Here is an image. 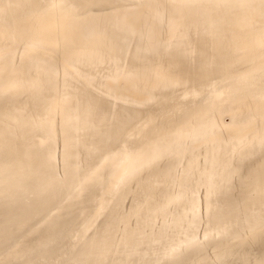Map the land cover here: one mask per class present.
I'll use <instances>...</instances> for the list:
<instances>
[{
	"label": "bare ground",
	"instance_id": "1",
	"mask_svg": "<svg viewBox=\"0 0 264 264\" xmlns=\"http://www.w3.org/2000/svg\"><path fill=\"white\" fill-rule=\"evenodd\" d=\"M0 48V264H264V0H0Z\"/></svg>",
	"mask_w": 264,
	"mask_h": 264
},
{
	"label": "snow or ice",
	"instance_id": "2",
	"mask_svg": "<svg viewBox=\"0 0 264 264\" xmlns=\"http://www.w3.org/2000/svg\"><path fill=\"white\" fill-rule=\"evenodd\" d=\"M173 11L176 14H179V9L175 6H172ZM50 22L56 23L58 25H64L66 24V20L62 15H56L54 20H50ZM10 51V49L0 48V56L3 55L4 52ZM114 136H118V132L115 130L113 131ZM262 146H264V140H262ZM116 153H124L123 159H121L117 165V168H123L124 164L126 163L128 157L132 155L133 153L139 154V158L141 161L147 162V164L150 167H155L157 169H163L166 165V163L170 159V152L167 147L166 140L161 137V141L153 145L149 150L145 151L143 148H133L131 145H123L119 149L115 150ZM227 176L224 178L222 184L220 186L213 185L212 189L208 193V200H209V226L208 228H199L193 223L192 230L189 234L188 244L194 245L198 244L202 241H207L210 238L209 235V229L211 228V220H212V214H211V207H212V200L213 197L216 196V192L218 187H231L233 183V179L238 175L240 172V167L235 162L228 165L227 167ZM130 171H124L123 175L121 176V180L127 179L130 175ZM191 219L193 222L197 219V216L195 213L192 214Z\"/></svg>",
	"mask_w": 264,
	"mask_h": 264
}]
</instances>
